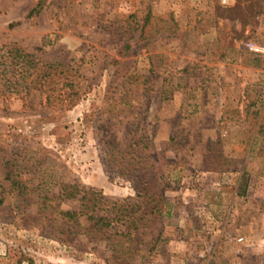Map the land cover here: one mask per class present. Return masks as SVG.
I'll list each match as a JSON object with an SVG mask.
<instances>
[{
    "label": "rangeland",
    "instance_id": "374dc122",
    "mask_svg": "<svg viewBox=\"0 0 264 264\" xmlns=\"http://www.w3.org/2000/svg\"><path fill=\"white\" fill-rule=\"evenodd\" d=\"M263 64L264 0H0V264H264Z\"/></svg>",
    "mask_w": 264,
    "mask_h": 264
},
{
    "label": "trees",
    "instance_id": "16d2710c",
    "mask_svg": "<svg viewBox=\"0 0 264 264\" xmlns=\"http://www.w3.org/2000/svg\"><path fill=\"white\" fill-rule=\"evenodd\" d=\"M39 5L38 3L35 5V7H33L28 13L27 15L31 14V13H36L39 9ZM255 62V64L258 61L257 57H254L253 60ZM264 65V64H263ZM45 66L48 68L50 67V64H45ZM242 180V178H240ZM242 189L241 192L242 194L245 193L246 191V187H247V183L244 181L242 184ZM147 188H143V187H137L135 188V199H131L130 203H126L124 201V199H122L121 201L119 200H113V199H109L106 197H103L102 195H100V193H91L92 197H90V199H86V202L91 200V206L89 207L90 209L93 207V205H97V207L95 208L96 210L92 213V214H87L86 211H84L83 209H89L88 205H86V203H84L82 205V209L78 210V212L76 211H62L61 213L66 216L65 218L67 220L72 219V217L77 213V214H82L85 216L86 220H92V224L91 226L93 228H97V231L99 232L98 234L101 236V238H103V233L102 229L106 228L109 226V222L110 221H115V222H119L122 221L123 223H128L129 225H134L135 221L139 218H134V216H132L134 213H136L137 211H139V207H140V202L143 201V198H148L149 200V205H148V209H144L142 208L141 211H145L148 212L149 215H151L152 213L159 215L160 213V209L158 207V200L162 199L161 194L156 190V188L154 187L153 189H149L146 191ZM63 190V196L65 198H73L76 196L77 193L81 192V194L79 195V197L77 198L78 200L80 199H84L85 195H86V191L83 189H79L78 192H73V191H68L66 192ZM76 193V194H75ZM137 198V199H136ZM156 198V201L155 199ZM135 200V201H132ZM94 210V209H92ZM118 235L123 236L122 233H119Z\"/></svg>",
    "mask_w": 264,
    "mask_h": 264
},
{
    "label": "built area",
    "instance_id": "2783aa9c",
    "mask_svg": "<svg viewBox=\"0 0 264 264\" xmlns=\"http://www.w3.org/2000/svg\"><path fill=\"white\" fill-rule=\"evenodd\" d=\"M247 48L254 52H261V48H259L258 46H255L253 43H250V42L247 44Z\"/></svg>",
    "mask_w": 264,
    "mask_h": 264
},
{
    "label": "crops",
    "instance_id": "0c3cea01",
    "mask_svg": "<svg viewBox=\"0 0 264 264\" xmlns=\"http://www.w3.org/2000/svg\"><path fill=\"white\" fill-rule=\"evenodd\" d=\"M262 241L264 242V239H262Z\"/></svg>",
    "mask_w": 264,
    "mask_h": 264
}]
</instances>
